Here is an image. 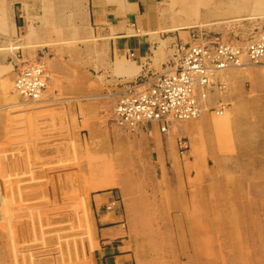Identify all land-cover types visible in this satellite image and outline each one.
<instances>
[{
  "label": "rangeland",
  "instance_id": "obj_1",
  "mask_svg": "<svg viewBox=\"0 0 264 264\" xmlns=\"http://www.w3.org/2000/svg\"><path fill=\"white\" fill-rule=\"evenodd\" d=\"M262 35L264 19H255L230 41ZM13 89L0 108V264H97L94 199L106 194L104 210L116 199L126 215L138 264H264V107L206 104L197 119L171 120L195 124L209 114L213 129L180 136V163L161 173L152 147L130 137L117 112L97 124L94 112L72 116ZM244 94L262 104L264 93L234 96ZM202 136L223 164L205 162Z\"/></svg>",
  "mask_w": 264,
  "mask_h": 264
},
{
  "label": "crops",
  "instance_id": "obj_2",
  "mask_svg": "<svg viewBox=\"0 0 264 264\" xmlns=\"http://www.w3.org/2000/svg\"><path fill=\"white\" fill-rule=\"evenodd\" d=\"M263 4L264 0H0V108L9 107L14 97L16 72L42 56L51 78L43 105L67 108L76 117L82 111L94 112L95 123L111 124L129 83L144 79L153 84L176 70L177 44L214 37L230 40L241 24L264 19ZM216 81L223 87L210 92L209 107H264V95L258 106L256 98L234 96L246 89L264 93L263 68L226 70ZM212 125L213 117L204 114L195 124L170 122L167 134L157 123L139 124L130 137L152 147L157 170L164 173L168 163H180L178 138L196 127L207 134ZM204 142L209 148L202 155L205 162L223 164L212 141ZM111 197L94 199L100 227L96 262L138 264L139 251L123 224L126 215L104 210Z\"/></svg>",
  "mask_w": 264,
  "mask_h": 264
},
{
  "label": "built area",
  "instance_id": "obj_3",
  "mask_svg": "<svg viewBox=\"0 0 264 264\" xmlns=\"http://www.w3.org/2000/svg\"><path fill=\"white\" fill-rule=\"evenodd\" d=\"M239 42L214 37L199 43L177 44L175 71L157 78L153 84L144 79L128 84L117 106L118 123L133 129L139 124L154 122L166 133L171 120L199 118L206 109L210 92L221 86L216 81L220 72L264 66V35L246 43ZM42 58L25 63L15 74L16 91L31 102L40 100L50 83ZM179 146L182 154L188 152L186 140L181 139ZM118 202L115 199L106 210L113 211Z\"/></svg>",
  "mask_w": 264,
  "mask_h": 264
},
{
  "label": "bare ground",
  "instance_id": "obj_4",
  "mask_svg": "<svg viewBox=\"0 0 264 264\" xmlns=\"http://www.w3.org/2000/svg\"><path fill=\"white\" fill-rule=\"evenodd\" d=\"M261 4V3H260ZM264 5V4H263ZM260 9V8H259ZM263 9V8H262ZM258 10V9H257Z\"/></svg>",
  "mask_w": 264,
  "mask_h": 264
}]
</instances>
